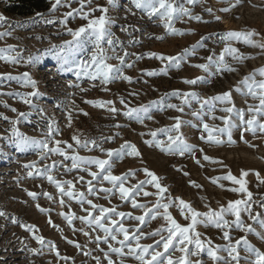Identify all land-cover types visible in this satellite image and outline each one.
Returning <instances> with one entry per match:
<instances>
[{
    "label": "rangeland",
    "instance_id": "rangeland-1",
    "mask_svg": "<svg viewBox=\"0 0 264 264\" xmlns=\"http://www.w3.org/2000/svg\"><path fill=\"white\" fill-rule=\"evenodd\" d=\"M9 1L0 0V15L5 18L4 22L0 23V33H11L0 37V49L7 50L4 54L17 62L6 63L0 60V211L4 213L0 216V264H97L96 258H99V264H108L105 252L109 253V258L114 264H141L127 254V247L124 248L125 255L120 257L111 253L102 239L97 244L96 237L98 235L103 237L104 233L98 228L93 230L95 225L90 228L78 217L87 215L84 209L93 211V215H99L98 210L91 209L86 203L81 206L77 198L67 196L63 197L65 203L61 206L60 192L55 184L48 181L47 176L51 175L61 183L71 180L75 185L73 189L75 193L84 192L87 199H91L94 204L106 208L115 207L117 212L131 214V217L145 215V209L133 208L130 199L122 201L118 192L110 196L111 202L104 198L103 192H100L98 196L88 195L86 181L92 179L88 172L80 169L68 171L71 168V159L65 160L58 154L49 153L48 158L41 160L38 143L21 150L17 146V137L12 134V121H17L16 127L20 133L35 141L49 140L48 131L51 126L54 140L66 141L67 144L73 145L72 149H68L66 144H60L69 157L78 154L82 157L108 159L107 155L100 150L101 148L119 149L121 144L128 141L136 146L141 157L125 156L122 160L114 158L112 168L113 174L117 176L128 173L130 170L135 172V176L129 177L125 187H131L139 181L149 179L142 171L147 168L155 173L160 178L161 185L168 189L162 202L167 203L169 195L173 199L179 197L201 213L208 212L209 208L219 211L221 206L227 207L229 201L247 199L246 193L230 190L238 188L239 185L229 180L220 179L217 183H213L214 178L224 177L228 173L239 179L242 171L247 172L248 175L244 177V180L247 190L252 193V199L249 201L252 205V213L253 215L259 213L260 219H264V206H262L264 205V182H262L264 181V132L258 128L255 133L246 131L247 125L240 121L238 115L242 111L244 119H250L251 113L248 112V106L259 103L258 100L246 95L247 90L241 81L254 70L264 68V50L233 41L231 46L237 48L239 54L254 58L238 63L226 55V63L237 70L234 72H217L216 70L220 53L226 46L221 39L223 34L229 31H254L258 35L254 36L253 40L264 43V0H197V3L191 5L187 4L186 0H174L175 5L188 8L193 17H201L200 21L189 19L187 16L175 19L173 27L183 32V35L170 34L163 26V21L158 17L150 19L144 12L136 9L131 4V0H117L118 7H109L108 15L113 21L110 30L117 41L115 54L123 56L125 51L128 53L125 58L126 63L133 66L125 67L123 71L124 75L132 78V82L114 79L107 85H102L99 80H90L84 75L78 77L77 64L81 60L87 61L90 52L76 50L68 58L67 64L62 62L59 55L63 42L72 40L67 28L76 30L87 24V20L76 13H73V17H68L66 26H62L59 22L64 19L65 13L80 7L79 0H71L70 7L65 4L58 7L56 11H50L55 0H48L49 8L46 11L31 15L10 13L6 10ZM98 7H108L107 0H92L90 5L86 3L84 11H89L90 8L98 9ZM224 8H230V11H222L221 9ZM208 9L212 10L211 14L207 11ZM100 15L101 12L96 10L89 18ZM216 16L221 19L216 20ZM48 20L55 22L49 24ZM157 37H163V39H157ZM201 43L204 46H197L195 54L181 61L178 69L168 65L167 61L161 62L148 55L157 53L178 57L185 49H191L192 46ZM53 45L57 47L53 49ZM86 47L90 49L91 43L89 42ZM108 47L105 44V48L108 49ZM108 55H113V52L109 50ZM30 56L34 58L31 62H29ZM137 56L143 58L137 60ZM209 56L212 57L211 63L207 60ZM36 57L39 59H35ZM108 63L116 65L119 61L113 59ZM198 64H208L209 70L205 72L194 67ZM166 66V75H146L147 71L159 72ZM24 73H28V77L36 82L35 90L39 92V95L30 98L32 105L25 104L22 100V97L27 98V93L34 91L32 87L25 85ZM196 77L203 79L195 85L183 82ZM262 79L264 77L256 76L257 81ZM238 87L241 91L236 90ZM105 88L107 90H104ZM175 91L195 92L201 99L230 91L233 104L217 103L216 111L212 114L216 117L230 116L233 142L228 143L226 133L223 135L214 133L218 139L224 141L220 145L206 142L207 133L203 130L202 122L192 116L193 111L200 110V105L195 99L190 100V107L183 105V113L167 108L168 104L181 105V100L172 95ZM121 98L124 99L127 108L120 103ZM100 100H111L114 105L101 108L87 103V101ZM153 102H158V106ZM142 105L150 107L153 119H146L144 123H139L124 115L128 108H139ZM112 106L118 110L116 113L107 110ZM222 107H233L234 111L231 114L225 113L219 110ZM13 108L17 111L13 112L11 110ZM203 111L207 113L208 109L205 108ZM21 112L26 115L19 116L18 113ZM69 116H71V126H69ZM176 116L185 122L181 126V131L186 142L194 146V156L189 153L183 156L166 154L159 148L145 143L147 140H153L151 132L174 124L175 120L172 118ZM4 117L8 119L5 120ZM257 120L264 123V116L258 115ZM203 122L210 126L225 127L222 120H213L209 118V115H204ZM57 129L59 134L55 132ZM172 134L175 135V133ZM202 135L205 137L204 140L200 138ZM73 136L79 138L82 143L94 140L98 147L89 144V148L92 149L89 151L77 146L72 139ZM109 137L113 139L109 140ZM155 139L166 143L167 134L157 132ZM54 146V143L49 144V147ZM200 149H203V152ZM205 155L211 159L205 160ZM54 161L56 165L51 168ZM32 162H36L35 169L25 167ZM46 166L50 167V171L44 173ZM90 170L98 171L95 166ZM30 171L33 172L32 176L28 175ZM37 171L43 174L37 175ZM81 176L84 177L83 181L78 180ZM190 182H195L199 187H194ZM93 185L97 189L111 187L106 181L102 185L93 181ZM145 191L154 193L157 190L152 185H146ZM29 192L36 194L35 200L28 195ZM45 192L51 195V200L44 195ZM135 199L138 204H144L148 209L153 208L157 201L155 195L145 197L141 194ZM37 204L47 212H40L36 207ZM168 211L182 226L190 222L181 215L179 207L173 205ZM160 212L163 213V209H160ZM61 213L73 216L71 225ZM152 214L154 213L145 215L143 224L127 215L122 222L130 234L140 235V232L135 230L141 229L145 234L139 241L141 245L155 247L156 242L161 241V236L167 238L166 229L169 225L162 215L154 220L151 219ZM225 218L230 224L235 219L231 215ZM49 219L52 224L48 223ZM112 219L120 220L121 218L112 215ZM241 219L245 224H251L257 232L264 234V229L258 222L250 220L246 212L241 213ZM21 225L35 226L38 231L29 232ZM157 230H161V235H148ZM196 230L201 233L202 240L206 242L210 239L213 246H224L227 243L222 239L221 229L212 226L204 227L201 224ZM85 232L89 234L85 235ZM36 235L44 238L43 244L37 243L34 238ZM230 235L235 243L236 239L246 234L232 225ZM118 239H123V236H119ZM247 239L264 252V242L257 236L249 234ZM111 243L114 247L120 246L115 242ZM52 244L55 245V249L52 248ZM76 244L80 247H76ZM130 244L131 247H135L136 241L131 240ZM188 247L195 251L193 245ZM31 249L37 251L34 253ZM157 250L164 251L163 242ZM169 254L174 261L184 255L179 251H173L171 246L165 255ZM219 255L226 258L227 252L220 251ZM241 255L245 253L241 251ZM187 259H190L193 264L197 260L201 261V264H213L206 255V251L200 255L188 256ZM241 264L246 262L242 260Z\"/></svg>",
    "mask_w": 264,
    "mask_h": 264
},
{
    "label": "snow or ice",
    "instance_id": "snow-or-ice-1",
    "mask_svg": "<svg viewBox=\"0 0 264 264\" xmlns=\"http://www.w3.org/2000/svg\"><path fill=\"white\" fill-rule=\"evenodd\" d=\"M80 7L78 9H73L70 12L64 14V19H61L59 22L62 26L67 25L68 17H73V13L79 15L82 19L87 20V24L84 26L79 27L76 30L71 28H67V32L72 36V40L64 41L63 45L60 46L59 55L62 59L64 64L68 63V58L76 51L79 50L81 52H90L89 59L87 61L81 60L77 64V68L79 71L77 72L78 77L81 75L87 76L90 80L99 82L102 85H107L112 82L114 79H123L128 81L129 83L132 82V78L124 75L123 69L125 67L131 68L133 65L130 63H126L125 58L128 56V53L125 51L124 55L115 54V44L117 41L114 39V34L110 30V26L112 24V19L108 15L109 7L116 8L118 7L117 0H107L108 7H98V9H89V11H84L86 3L90 5L92 0H79ZM186 3L191 5L197 3V0H186ZM71 6V0H55V3L52 4V8L50 11H56L60 6ZM131 4L138 10L144 12L150 19L153 17H158L161 21H163V26L165 29L168 30L170 34H177L183 35V32H180L178 29L173 27V21L175 19H179L182 16H187L189 19H195L197 21L201 20L200 16H192L189 9L186 7L177 6L174 4V0H131ZM235 6V5H233ZM99 10L101 15L99 17L89 18L92 12ZM224 12L230 11V8L221 9ZM131 11V9H129ZM210 14L212 12L211 9L207 10ZM134 14V13H133ZM216 20H220L221 17L216 16ZM5 18L0 15V23H3ZM54 20H48L47 23L52 24ZM10 32L0 33V37L4 35H10ZM258 35L254 31H229L221 37V39L225 42L226 46L223 51L220 53L219 56V63L217 65V72L221 71H228L234 72L237 69L228 65L225 61V56H230L236 62H242L247 59H252L254 57L244 56L239 54V50L235 47L231 46V42H242L248 46L260 48L264 50V43L257 42L253 40V37ZM157 39H163V37H157ZM204 38H202L203 40ZM91 43V48H87L86 46ZM105 44L108 45V49L105 48ZM197 46L203 47L204 45L201 43L199 45L192 46L191 49H185L178 57L172 56H164L163 54L157 53H149V57H154L159 59L161 62L167 61L168 65H173L177 69L180 67V62L184 61L185 58L189 55L195 54ZM57 46L53 45L52 48L55 49ZM10 50V49H8ZM111 50L113 55H108V51ZM5 49H0V60H4L7 62L15 63L17 62L13 58L6 56ZM142 56H137L136 59H142ZM34 58L29 57V62H31ZM35 59H39L36 57ZM117 60L119 61L118 64L113 65L108 63L109 60ZM209 63L212 62V57H207ZM75 63V61H73ZM194 67L200 68L201 70L207 72L209 70L208 64H198L194 65ZM160 74H167V66L164 69H161L159 72L147 71L146 75L148 76H156ZM259 75L260 77H264V68H260L258 70H254L248 76H245L241 81V84L246 88V95L250 96L252 99L258 100V105H249L248 112L251 113V118L245 120L244 119V112H239L240 121L247 125L246 131H251L255 133L257 128L264 132V123H260L257 120V116H264V79L257 81L256 76ZM25 85L30 86L34 89L33 92L27 93L26 97H22L23 103L32 105L31 97L39 95V92L36 89V82L31 80L28 77V73H24ZM202 77H196L195 79H186L183 82L188 85H195L198 81L202 80ZM78 87V85H77ZM82 91L84 89H81ZM104 90H107L106 88ZM237 91H241L238 87ZM173 96L179 98L181 100V105L176 104H168L166 107L170 109H174L177 112H184L183 105H190V100L195 99L197 103L200 105V110L193 111L192 116L196 117L198 120L202 122V127L204 132L207 133V140L206 142L210 144L220 145L224 143L223 140L218 139L214 133L218 134H227L228 136V143L231 144L232 141V133H231V118L230 116H222L216 117L214 114L216 111L217 103L222 105H231L233 104L231 92H224L221 95H217L214 97H209L207 99H201L197 93L195 92H179L175 91L172 93ZM87 103L92 104L95 107L104 108L108 105H114V102L109 101H87ZM121 104H124L127 108V104L125 103L124 99L121 98ZM156 103L158 106V102ZM207 108L208 112L205 113L203 110ZM13 112H16V109H11ZM109 112L116 113L118 110L112 106L108 107L107 109ZM160 110V109H158ZM222 112L231 114L234 111L233 107H222L219 109ZM42 111V110H41ZM19 116H25V113H18ZM87 115V113H85ZM124 115L129 119H134L139 123H144V120H151L153 119L150 111L149 106H140L139 108H128L127 111L124 112ZM204 115H209V118L215 120L220 119L223 121L225 127L219 128L215 126H210L208 123L203 122ZM7 120V117H4ZM172 119L175 120V123L172 124L168 128L159 129L157 131H153L150 135L153 137V140L145 141L146 144L149 146H155L160 149V151L170 154V155H185V153H189L191 155H195V148L193 145L188 144L185 140L184 134L181 131V126L184 121L181 120L179 116L173 117ZM12 127V134L17 137V146L24 150L34 144L40 145V155L41 160L48 158V154H58L64 157L65 160L71 159V168L68 171H72L74 169H80L83 171L88 172V175L92 177L91 180L86 181L87 183V193L88 195L98 196L100 192L105 194L104 198L109 199L110 196L115 195L117 192L119 193V197L122 201H128L130 199L131 205L133 208H141L145 209V215L149 213H154L151 215V219H156L157 216L162 215L163 219L167 221L168 227L166 231L168 232L167 238L161 236V241H157L155 247L153 245H141L139 243L140 239L145 235L140 228H137L135 231L140 232V235L130 234L128 228L124 226L122 222L123 218L127 215L130 218H133L139 221L141 224L145 222V215L131 217V214H126L124 212H117L116 208H106L101 205L94 204L91 199H87L84 192L75 193L73 191L75 185L71 180L64 181L61 183L53 178V176L48 175L47 179L50 183L55 184L56 188L59 190L61 199L60 204L61 206L64 205L65 201L63 199L64 196L69 198H77L78 203L83 206L85 203L90 205L91 209L98 210L99 215H93V211L88 209H84L87 212L86 216H80L78 219L81 222L86 223L90 228L95 225L96 228L100 229L104 235L100 237L99 235L96 237V242L99 244L101 239L105 244L108 245L109 251L111 253H115L117 256H124V248H128L127 254L132 256L134 259L141 262V264H193L190 259H187L188 256L193 255H200L201 253L206 251V255L213 261V264H241V261H245L246 264H264V252H261L258 248L252 245L249 240L247 239V235H255L257 236L262 242H264V234L257 232L251 224H245L241 219V213L246 212L248 214V218L253 222H258L260 227L264 229V219H260V214L257 213L253 215L252 213V205L249 203L252 199V193L249 192L246 188V182L244 177L248 175L247 172H241V177L237 179L231 173H228L224 177H217L213 179V183H217L220 179H225L231 181L233 184L239 185L238 188L230 189L233 192L238 193H246L247 199L240 200L237 199L235 201H229L227 207L221 206L219 211L213 210L209 208L208 212L201 213L194 210L191 205L185 202L183 199L176 197L175 199L171 198L170 195L168 197V202H162L165 199V193L168 192V189L161 185L160 178L153 172L149 171L147 168L142 169L145 173L146 177L149 179L139 181L137 184L131 185V187H125L126 183L128 182L129 177H134L135 172L129 171L121 176L114 175L112 172L113 168V159H120L122 160L125 156L129 157H141V153L136 148L134 144L125 141L123 144L120 145L119 149H103L100 150L104 152L108 159H100L97 157H82L78 154L72 155L69 157L64 149L60 147L61 143L67 145L68 149H72V144H67L66 141L62 142L59 140H54L53 137V129L49 126L48 137L49 140L45 141H35L31 138L24 136L22 133L19 132L18 128L16 127L17 121L11 122ZM69 126H71V116H69ZM119 127V125H117ZM56 134H59V130H55ZM157 132H163L167 134V142L155 139L157 137ZM172 133H175L173 135ZM118 135V134H117ZM202 140L205 137L202 135L200 137ZM77 146L83 147L91 151L92 149L89 148V144H92L94 147H98L96 142L93 141H84L83 143L80 141L79 138L73 136L72 138ZM112 140V137L108 138ZM50 143H54V147H49ZM75 151V149H73ZM203 152V149H200ZM205 160L211 159L207 155L204 156ZM214 163L217 161H213ZM199 163V161H197ZM56 162L54 161L51 168H54ZM83 166V167H82ZM95 166L97 168V172H93L90 169ZM26 168H36V162H32L31 164L25 165ZM50 171V167H45L43 172L47 173ZM37 175L43 174L40 171H37ZM29 176L33 175V172L28 173ZM188 175V173H185ZM258 175V174H257ZM79 181H83L84 177H79ZM93 181H96L98 184H103V182H107L111 185V187L105 188L100 187L97 189L93 185ZM264 182V181H262ZM194 187H199L196 185L195 182H190ZM146 185H152L157 191L154 193H150L145 191ZM65 186H67V190H65ZM223 187V185H220ZM143 194L145 197L149 195H155L157 197L156 204L153 208L148 209L144 204H138L137 200L135 199L136 196ZM29 196H31L34 200L36 199V194L29 192ZM44 195L48 199H52L51 195L47 192ZM109 202L110 199H109ZM178 202V203H177ZM179 207L181 215L184 217L185 220H189L190 222L186 226H182L179 224L168 211L171 206ZM264 206V205H262ZM37 209L44 213L47 212L46 209L42 208L39 204L36 205ZM160 209H163V213L160 212ZM4 213L0 211V216H3ZM64 218L67 220L69 225L72 224L73 216L65 215L61 213ZM112 215L116 217H120V220L112 219ZM227 215L233 216L235 219L229 223V221L225 218ZM49 224H52L51 219L48 221ZM203 225L204 227H215L217 229L222 230V239L226 241V245L213 246L212 241L208 239L206 242L201 239V233L196 230L198 225ZM107 225V226H106ZM232 225L235 226V229L244 232L246 235L241 236L239 239L235 240L233 243V237L230 235V230ZM27 231L35 233L38 229L35 226H26ZM85 235L89 233L85 232ZM123 236V239H118L119 236ZM150 236L161 235V230H157L155 232L149 233ZM37 243L43 244L44 238L42 236H34ZM135 240L136 246L131 247L130 241ZM175 240V243L173 241ZM120 245L119 247H114L113 243ZM69 243H74L73 241H68ZM126 242H129L126 244ZM161 242H163V249L164 251L161 252L157 249L161 246ZM51 243V242H50ZM193 245L195 251L190 249L188 246ZM53 249H55V245H51ZM170 246L172 247L173 251H179L184 255L181 256L178 260L174 261L172 256L165 255L169 252ZM76 247H80V245L76 244ZM32 252H36V249H31ZM220 251L227 252V257H221L219 255ZM241 251L245 253V255H241ZM59 256V253L57 252ZM85 255H89V253H85ZM105 258L108 259V264H114V262L109 258V253L105 252ZM97 259V264H99V258ZM195 264H201V261L197 260Z\"/></svg>",
    "mask_w": 264,
    "mask_h": 264
},
{
    "label": "trees",
    "instance_id": "trees-1",
    "mask_svg": "<svg viewBox=\"0 0 264 264\" xmlns=\"http://www.w3.org/2000/svg\"><path fill=\"white\" fill-rule=\"evenodd\" d=\"M49 8L48 0H10L6 10L19 15H31L46 11Z\"/></svg>",
    "mask_w": 264,
    "mask_h": 264
}]
</instances>
